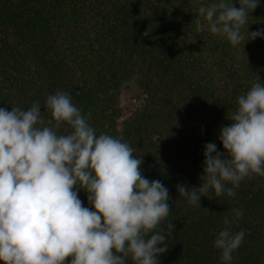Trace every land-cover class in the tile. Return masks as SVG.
Instances as JSON below:
<instances>
[{
    "label": "trees",
    "instance_id": "1",
    "mask_svg": "<svg viewBox=\"0 0 264 264\" xmlns=\"http://www.w3.org/2000/svg\"><path fill=\"white\" fill-rule=\"evenodd\" d=\"M0 242L264 264V0H0Z\"/></svg>",
    "mask_w": 264,
    "mask_h": 264
},
{
    "label": "rangeland",
    "instance_id": "2",
    "mask_svg": "<svg viewBox=\"0 0 264 264\" xmlns=\"http://www.w3.org/2000/svg\"><path fill=\"white\" fill-rule=\"evenodd\" d=\"M137 94V87L135 84H132L131 87L126 88L121 95V104L124 106L125 111L129 114L130 108L134 107V102L136 100L135 95ZM6 256V248L0 242V264L3 263V260Z\"/></svg>",
    "mask_w": 264,
    "mask_h": 264
}]
</instances>
